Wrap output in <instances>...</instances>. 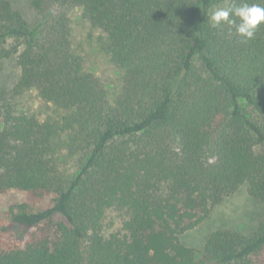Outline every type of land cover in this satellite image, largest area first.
Masks as SVG:
<instances>
[{"label":"trees","instance_id":"obj_1","mask_svg":"<svg viewBox=\"0 0 264 264\" xmlns=\"http://www.w3.org/2000/svg\"><path fill=\"white\" fill-rule=\"evenodd\" d=\"M224 1L33 0L30 25L0 0V196L26 195L0 216V264H264V215L201 256L180 239L244 185L264 208V26L245 43L211 25ZM75 7L105 34L119 93L74 51ZM32 91L58 115L25 109Z\"/></svg>","mask_w":264,"mask_h":264},{"label":"rangeland","instance_id":"obj_2","mask_svg":"<svg viewBox=\"0 0 264 264\" xmlns=\"http://www.w3.org/2000/svg\"><path fill=\"white\" fill-rule=\"evenodd\" d=\"M16 10L20 11L30 25H35L38 16L33 8V0H11ZM231 0H226L213 6L209 15L220 7H228ZM67 14L71 20L73 30V49L84 59L85 65L99 80L113 93H119L124 83V75L112 62L103 49L105 34L94 28L86 18L83 8H70ZM21 69L15 58L5 61L1 80L12 88L19 80ZM22 104L31 114L41 120L49 116H57L56 107L45 102L36 91L29 92L23 97ZM26 195L22 192L11 191L0 196V216L7 218L9 208L15 204L24 203ZM264 215L262 204L252 198L248 186H242L237 192L228 196L222 203L212 208L210 215L195 229L182 234L180 239L186 246L193 248L201 256L205 243L211 233L220 229H232L243 234L254 231ZM108 223H112L111 230H118L121 217L117 212H110ZM19 236V230H14Z\"/></svg>","mask_w":264,"mask_h":264},{"label":"clouds","instance_id":"obj_3","mask_svg":"<svg viewBox=\"0 0 264 264\" xmlns=\"http://www.w3.org/2000/svg\"><path fill=\"white\" fill-rule=\"evenodd\" d=\"M209 22L215 27L227 25L246 43L253 40L258 29L264 26V0L259 3L241 0L228 7L217 8L211 13Z\"/></svg>","mask_w":264,"mask_h":264}]
</instances>
